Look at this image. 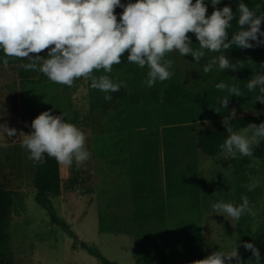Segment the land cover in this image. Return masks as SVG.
<instances>
[{
	"label": "rangeland",
	"instance_id": "1",
	"mask_svg": "<svg viewBox=\"0 0 264 264\" xmlns=\"http://www.w3.org/2000/svg\"><path fill=\"white\" fill-rule=\"evenodd\" d=\"M40 55L46 57L47 50ZM226 57L238 65L236 71L221 70L217 64L211 72L191 74L178 51L166 53L164 59L173 61L169 69L173 74L151 88L144 83L147 66L140 68L137 77L113 69L111 73L94 70L97 77L108 75L114 82L127 83V88L109 93L110 101L104 99V92L90 87L89 79H76L71 87L57 84L39 71L22 68L27 60L7 57L8 66L0 64V124L17 129V135L8 137L0 130V186L12 197L13 264H102L81 242L114 264H192L214 251L230 252L236 246L245 264L250 259L255 264L243 243L264 231V140L254 147L255 159L239 153L226 159L222 148L214 156L203 155L193 134L179 135L170 145L163 143L160 134L167 126L193 124L197 129H217L220 125L227 138L221 121L233 109L235 118L260 116V123L264 122V104L254 102L256 92L247 88V81L264 63V45L254 52ZM3 58L0 52V60ZM220 82L235 85L242 93L230 96L220 113L214 107L185 101H159L144 110L131 99L145 92L161 98L168 86L178 85L200 97L219 100L228 96L215 87ZM38 88L43 100L32 114L28 95ZM48 110L53 115L62 113L66 122L82 130L91 153L79 168L75 163L71 167L58 164L61 190L50 197L57 223L34 201L33 161L21 147L19 134L29 133L32 120ZM166 159L173 163L175 177L184 182L182 192L167 187ZM253 178L259 180V186L248 191L245 185ZM136 182L146 194L159 195V205L151 206L140 224L132 222ZM243 195L256 216L245 214L232 221L212 209L220 201L238 206ZM124 218L129 221L128 232ZM255 246L261 253L260 264H264V241Z\"/></svg>",
	"mask_w": 264,
	"mask_h": 264
},
{
	"label": "clouds",
	"instance_id": "2",
	"mask_svg": "<svg viewBox=\"0 0 264 264\" xmlns=\"http://www.w3.org/2000/svg\"><path fill=\"white\" fill-rule=\"evenodd\" d=\"M210 3L214 10L209 16L205 0H195V3L193 0H135L126 4L121 0H0V49L5 56L0 64L7 67V57L24 59L28 63L20 66L26 71H39L52 82L69 87L76 79H89L90 87L104 92L106 101L112 99L109 93L127 88V83L114 82L108 75L97 77L93 72L103 69L111 73L112 66L121 64L125 53H128V63L142 69L148 67L144 83L149 88L157 81L171 78L173 73L169 69L173 61L164 57L173 51L183 57L192 56L197 64L206 58V51L222 53L207 59L202 65L203 71L211 72L217 64L221 70L236 71L238 65L224 52L233 46L251 49L264 45L261 4L257 3L253 10L240 0L239 30L229 36L228 29L237 12L227 5L217 8L221 0H210ZM117 7L123 9L119 21L115 14ZM188 33L195 35L197 48L192 47ZM45 50L47 55L42 57L40 53ZM215 87L228 92V96L218 100L219 107L214 110L217 113L228 106L230 96L242 95L235 85L220 82ZM247 88L256 92L254 102L264 104V63L247 81ZM235 116L233 109L221 121L228 134L221 145L225 158L234 159L239 153L255 159L254 147L264 140V122L249 123L233 131L231 121ZM30 128L29 133L19 134H22L21 147L28 151V158L34 163H46V154L60 165L71 167L75 163L79 168L90 159L91 153L85 147L86 135L66 122L62 113L53 115L50 110L43 111L32 120ZM0 130L8 137L17 135V129L6 123L0 124ZM258 186L259 180L255 178L245 185L248 191ZM241 201L238 206L220 201L212 209L232 221H239L245 214L256 216L246 195L241 196ZM243 247L251 252L255 264H260L261 253L255 244L244 242ZM233 261L245 264L237 246L230 252L214 251L192 264H233Z\"/></svg>",
	"mask_w": 264,
	"mask_h": 264
},
{
	"label": "trees",
	"instance_id": "3",
	"mask_svg": "<svg viewBox=\"0 0 264 264\" xmlns=\"http://www.w3.org/2000/svg\"><path fill=\"white\" fill-rule=\"evenodd\" d=\"M123 4L128 2H135V0H121ZM240 0H221V3L217 5V8H223L225 5L230 6L233 12H237V5ZM243 2L248 5L250 8L255 10V5L257 3L261 4V12H264V0H243ZM195 3V0H193ZM205 3L208 5L207 15H211L213 6L210 3V0H205ZM123 9L117 7L115 9V14L119 21L120 13ZM259 14V13H258ZM238 12L236 18L231 21V27L228 29L229 36L236 33L238 29L237 25ZM261 29H264V22H262ZM189 37L192 40V47H198V41L193 33H188ZM254 43V42H253ZM257 49V46L251 49H241L233 46L231 49L224 52V55H234L237 53H248L254 52ZM0 52H3L0 49ZM206 58L197 64L192 56L183 57V62L185 64L186 70L189 73H195L197 71L203 70L202 65L207 62V59H211L221 55L222 53L208 52L206 51ZM128 53H125L122 57L121 64H114L112 66L113 70L127 72L131 76L137 77L140 74V67L136 64H130L127 61ZM46 76V75H44ZM47 77V76H46ZM39 89L32 90L28 95V109L31 113L34 114L36 108L38 107L39 101L43 99L39 98ZM131 99L133 102L141 104L144 110L148 109L151 106L156 105L159 101L162 103H174L177 101H185L193 105H208L214 108L219 107L218 99H208L205 97H200L193 92L192 89H187L180 87L178 85L168 86L162 97L158 98L154 96L151 92H145L141 96L132 95ZM241 105V104H238ZM264 114V108L262 109ZM261 121L260 116H246V117H237L234 118L231 123L233 125V131H238L241 127L247 126L249 123L259 124ZM162 141L165 145L174 144L179 135L184 134H193L197 140V146L199 151L205 156H214L221 150V145L226 139L224 131L220 128V125L217 129L213 128H203L197 129L193 124L187 125H178V126H167L163 127L160 130ZM142 135H146V132H142ZM8 159V158H7ZM46 163L39 164L33 162V176H32V186L34 189V201L42 207L49 216L52 222H59L58 218L54 214L53 207L50 201L51 196H58L61 190V178L59 174V165L54 158H50L45 154ZM165 173L167 178V187L169 190L182 192L184 187V182L180 178L175 177V169L172 162H169L166 159ZM134 194L132 196V222L136 224L142 223L148 214V209L151 206L159 205V195L155 194L153 196L146 194L144 192L143 186L140 182H136L133 187ZM12 213V197L10 192L0 186V264H13L12 254H11V245H10V220ZM124 224L126 225V232L129 231V221L124 218ZM117 231L116 229L112 228ZM72 234V233H71ZM264 241V231L259 233L251 243L255 245L260 244ZM80 246L87 250L89 254L96 257L102 264H114L93 252L86 244L83 242L80 243Z\"/></svg>",
	"mask_w": 264,
	"mask_h": 264
}]
</instances>
